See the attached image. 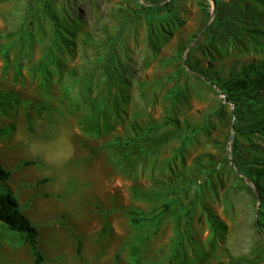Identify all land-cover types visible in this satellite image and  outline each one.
<instances>
[{"label": "rangeland", "instance_id": "rangeland-1", "mask_svg": "<svg viewBox=\"0 0 264 264\" xmlns=\"http://www.w3.org/2000/svg\"><path fill=\"white\" fill-rule=\"evenodd\" d=\"M167 1L0 0V155L22 148L8 140L41 110L84 113L91 136L121 121L113 129L120 140L130 121L135 136L148 133L147 123L183 128L179 149L156 135L153 145H129L149 147L152 201L171 202L152 247L118 224L98 234L111 240L96 253L140 264L176 240L168 264H264V132H255L264 124V0H173L166 12ZM224 94L242 101L233 109ZM155 210L145 220L159 222ZM195 246L204 252L192 260Z\"/></svg>", "mask_w": 264, "mask_h": 264}, {"label": "crops", "instance_id": "crops-1", "mask_svg": "<svg viewBox=\"0 0 264 264\" xmlns=\"http://www.w3.org/2000/svg\"><path fill=\"white\" fill-rule=\"evenodd\" d=\"M83 115L65 109L51 113L41 110L37 116L23 117V127L17 126L21 132L8 140V143H23L22 148L2 151L0 155V163L8 171L7 179L1 180L7 188L5 191L12 195L17 209L36 229L40 264H117L113 254L96 253L101 241L111 240L106 232L98 238L100 232L105 228L115 229L118 224L131 226L140 232L132 241H143L152 247L153 231L165 228L161 216L171 211L168 208L159 222L145 220V216L154 213L166 200L162 201L160 195L161 199L152 201L153 180L151 172L148 174L151 164L146 159L149 147L144 145L135 152V146L129 145L132 139L153 145L156 135V143H175L179 149L184 143L183 128L169 123H165L167 126L147 123L151 128L148 133L144 136L142 131L139 134L137 131L135 136L134 124L130 121L124 128L126 139L120 140L113 129L121 121L112 127L107 125L104 133L91 136L85 132ZM63 140L67 143L63 144ZM3 148L0 142V150ZM119 149L127 154L120 156ZM196 199L192 209L198 215L202 212L198 193ZM132 212L144 220L133 224ZM186 225L189 228L190 223ZM4 229L6 226L0 225V264H33L23 237L21 244L10 241ZM169 229L175 230L171 225ZM175 246L176 240H169L162 256L141 263L168 264ZM195 249L196 246L192 260L199 259L204 252L202 246L200 252ZM131 258L130 254L126 256L125 263H131ZM197 263L202 264L199 260Z\"/></svg>", "mask_w": 264, "mask_h": 264}, {"label": "trees", "instance_id": "trees-1", "mask_svg": "<svg viewBox=\"0 0 264 264\" xmlns=\"http://www.w3.org/2000/svg\"><path fill=\"white\" fill-rule=\"evenodd\" d=\"M213 3H216V0H212ZM173 6V0H168L166 3L162 4L160 7L164 9L166 12H169ZM142 10H144V7L140 6ZM211 84H214L213 82H210ZM224 98L226 101H231L233 104V109L236 107L237 102L235 101H242V99L237 98H231L227 94H224ZM246 101L249 104H252L254 106H257V103L254 99L253 95H245ZM257 130L255 132L262 131L264 132V124H258ZM151 129V128H150ZM135 141V140H130ZM121 144H126V142H123ZM27 162H24L23 164H26ZM8 177V171L0 168V180H6ZM171 202L166 201L160 205V208L158 212L155 214V217H160L165 211L170 208ZM130 219L133 224L139 223V221L144 220V218H141L138 216L137 213H130ZM0 223H3L6 228L9 231L20 233L23 235V239L25 243L28 245L30 255L33 259V264H40L42 261V257L40 255V252L38 251V248L36 246V229L33 225H31L25 216H23L20 211L17 209L15 201L12 197V195L5 191L3 193H0ZM254 227L256 229V232L258 234H262L261 228L263 227L261 223H259V220L254 221Z\"/></svg>", "mask_w": 264, "mask_h": 264}]
</instances>
